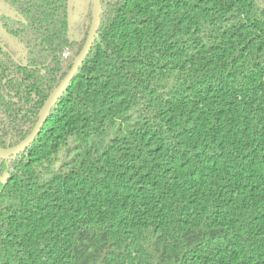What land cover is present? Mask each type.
I'll use <instances>...</instances> for the list:
<instances>
[{
  "label": "trees",
  "instance_id": "obj_1",
  "mask_svg": "<svg viewBox=\"0 0 264 264\" xmlns=\"http://www.w3.org/2000/svg\"><path fill=\"white\" fill-rule=\"evenodd\" d=\"M3 1L25 18L0 14L7 148L80 52L91 0ZM101 3L41 132L0 159V264H264V0Z\"/></svg>",
  "mask_w": 264,
  "mask_h": 264
},
{
  "label": "water",
  "instance_id": "obj_2",
  "mask_svg": "<svg viewBox=\"0 0 264 264\" xmlns=\"http://www.w3.org/2000/svg\"><path fill=\"white\" fill-rule=\"evenodd\" d=\"M3 4L0 2V6ZM102 16V3L101 0H91V21L86 40L75 59L72 62L70 69L67 71L65 76L61 79L58 85L48 96L42 109L39 112V117L35 123L31 133L18 144L8 147L0 148V159L9 158L11 156H17L21 152H24L36 139L41 132L43 126L47 122L53 108L56 106L60 97L64 94L75 75L78 73L80 67L89 55L93 44L97 41L98 30Z\"/></svg>",
  "mask_w": 264,
  "mask_h": 264
},
{
  "label": "flooded vegetation",
  "instance_id": "obj_3",
  "mask_svg": "<svg viewBox=\"0 0 264 264\" xmlns=\"http://www.w3.org/2000/svg\"><path fill=\"white\" fill-rule=\"evenodd\" d=\"M0 2L3 4L2 6H0V14L1 15H6V16H9V17H12V18H16V19H19V20H22V21H25V18L24 16L18 11L16 10L14 7L12 6H8L5 4V2L3 0H0ZM74 14L76 12V7L74 6ZM77 15V14H76ZM76 15H74L75 17L73 18V24L75 22V19H76ZM72 21V20H71ZM6 33V32H0V42H5V40L7 39L5 36H3V34ZM7 34V33H6ZM12 40V39H11ZM86 40V39H85ZM27 53L30 55V50H27ZM71 54V49L70 47L66 49V51H64L62 53V58L65 59L67 57H69ZM55 55H58V51L56 53H54V56ZM44 66V65H42ZM12 147V146H11ZM8 148V147H7Z\"/></svg>",
  "mask_w": 264,
  "mask_h": 264
},
{
  "label": "rangeland",
  "instance_id": "obj_4",
  "mask_svg": "<svg viewBox=\"0 0 264 264\" xmlns=\"http://www.w3.org/2000/svg\"><path fill=\"white\" fill-rule=\"evenodd\" d=\"M60 1V0H59ZM76 6H77V3H76ZM45 9V8H43ZM77 9V8H76ZM77 14V11L75 12L74 14V8H70L69 11H68V16L70 17V20H72V24H73V18L75 17L74 15ZM1 28V27H0ZM7 39H10L9 35L4 33L3 34Z\"/></svg>",
  "mask_w": 264,
  "mask_h": 264
}]
</instances>
